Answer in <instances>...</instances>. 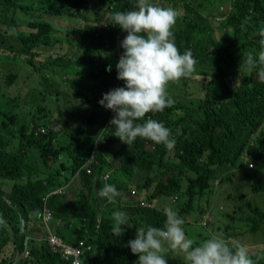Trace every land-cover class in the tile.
Wrapping results in <instances>:
<instances>
[{
	"label": "trees",
	"instance_id": "16d2710c",
	"mask_svg": "<svg viewBox=\"0 0 264 264\" xmlns=\"http://www.w3.org/2000/svg\"><path fill=\"white\" fill-rule=\"evenodd\" d=\"M221 1H230L225 12L220 9L225 3L215 8L213 1L208 0L162 1L163 7L182 10L174 27L175 44L181 54L191 50L197 61L193 74L181 78L176 89L168 93L175 101L173 106L160 113H149L145 118L158 120L169 128L175 147L168 150L163 144L137 138L129 148L114 136V126H108L107 144L101 145L97 153L100 164L95 165L93 175L81 183L83 193L76 191L80 185L75 184L66 198L50 197L48 207L56 219L64 222L59 227L76 222L74 230L79 238H88L87 242L95 249L82 258V264H136L139 257L132 253L128 242L135 239L139 227H163L166 220L159 206L137 207L133 211L136 226L128 225L119 236L114 235L112 217L102 216L101 219L99 210L103 200L98 191L105 184L101 176L103 166H112L129 180L135 177L140 182L137 195L141 198L152 189V193L146 195L152 202L168 199L173 205L171 200L175 196L177 201L185 195L187 201L177 209L182 218L193 210L196 196L214 192V180L224 167L240 169L253 176L252 192L264 193V174L249 167L250 164L255 168L264 166V82L259 79V68L240 72L243 56L252 53L258 57L261 50L262 37L258 32L264 28V0ZM102 3L110 12L109 29L96 27L95 21L89 20L90 0H0V84L3 82L4 89L0 91V194L13 203L9 205L0 199V221L1 218L6 220V225L0 227V264H30L33 260L37 264H70L53 254L46 242L38 245L32 241L28 259L18 254L24 251L23 227L30 216H40L43 198L53 189L64 186L69 181L64 172L74 173L92 153L109 117V110L99 101L105 93L125 87V82L117 79V64L124 51L120 44L124 38L118 43L121 29L112 25L111 15L134 10L135 0H103ZM43 14L70 18L80 27L69 29L65 40L57 39L54 26L41 18ZM17 15L32 19L21 22L16 19ZM217 33H220L219 38ZM61 42L79 50L74 58L57 55L36 60L42 56V47L53 48ZM236 56L240 58L236 60ZM17 64L27 67L25 76ZM109 66L111 72L107 71ZM81 67L87 69L81 72ZM48 97L56 98L57 106L61 98H68L66 103L70 105L73 98L80 99L82 105L78 100L65 110L68 114L83 115L82 120L77 126L67 124L64 132L59 125L56 126L58 131L48 127L49 123H54L53 113L56 112L44 104ZM28 98H34L33 102ZM28 105H36L37 112L30 110L22 115V108ZM58 112L62 114L59 107ZM39 127L50 130L36 135ZM62 136L65 144L60 139ZM150 143L156 144L153 151L146 149ZM110 150L115 152L111 163L104 155ZM65 153L69 154V161L59 168L58 161ZM115 180L118 179L112 177L108 184L116 186ZM8 184L13 185L6 192L4 188ZM247 207L259 219L254 224L264 222L263 205ZM201 213L205 210L201 209ZM98 219L103 236L93 230ZM86 225L92 231H87ZM247 231L258 232L253 227ZM230 235L237 236L227 234ZM208 238L207 235L203 239ZM7 239L13 240L14 254L4 255ZM254 242L264 243V239ZM263 254L264 251L259 250L249 257L254 264H264Z\"/></svg>",
	"mask_w": 264,
	"mask_h": 264
},
{
	"label": "clouds",
	"instance_id": "9594fccd",
	"mask_svg": "<svg viewBox=\"0 0 264 264\" xmlns=\"http://www.w3.org/2000/svg\"><path fill=\"white\" fill-rule=\"evenodd\" d=\"M181 14L182 10L161 7L151 0H135L134 10L111 15L112 25L127 33L120 44L124 51L117 64V79L125 82V87L105 93L99 104L115 113L110 121L114 136L129 148L137 138L163 144L168 150L175 147L169 128L158 120L145 118L149 113L172 107L175 101L167 92L168 86L190 77L196 70L192 51L181 54L175 44L174 27ZM258 35L262 37L258 57L252 53L243 56L240 72L259 68V79L264 82V28ZM107 71L111 72V66ZM239 83L238 80L236 87ZM98 196L111 204L124 198V193L105 183ZM163 211L166 216L163 227L139 228L135 239L128 242L132 253L139 257L136 264H167L164 253L169 250L182 254L187 264H254L246 245L227 241L222 233L213 234L197 245L187 237L185 221L178 212L171 207ZM112 219V232L119 236L129 217L123 211H114Z\"/></svg>",
	"mask_w": 264,
	"mask_h": 264
},
{
	"label": "rangeland",
	"instance_id": "374dc122",
	"mask_svg": "<svg viewBox=\"0 0 264 264\" xmlns=\"http://www.w3.org/2000/svg\"><path fill=\"white\" fill-rule=\"evenodd\" d=\"M91 1V10L88 11L90 12L88 16L90 17L89 20L95 21L94 25L96 27H104L106 29H109L108 26V18L110 15V12L107 10L106 7H102L101 5H105L102 3L103 0H90ZM153 1V0H151ZM163 0H155L153 1L154 4H159V6L163 7L162 4ZM213 1V7L218 8V5L220 3H225V1L221 0H208V2ZM168 4V3H166ZM230 6V1H227L224 5L220 6L221 11L225 12ZM178 7V6H177ZM180 9V8H179ZM86 14V17H87ZM41 18L44 21H49L52 23V25L55 28L54 32V37L57 39H62L65 40L67 35L70 34L69 29L74 28V27H80L79 24L74 22L72 19L67 18V17H49L47 15H41ZM16 19H18L21 22H27L30 19H32L31 16L27 15H17ZM0 26L2 24L0 23ZM23 29H27V27H23ZM127 36V33L121 29L119 32V37H118V43L122 40V38H125ZM216 36L219 38L220 33H217ZM79 51L78 49L72 47L69 43L67 42H61L58 44H55L53 48L49 47H42L41 52L42 56L39 59H36L37 61L45 60V57H57V55H63V56H68L74 58L76 55V52ZM240 57L236 56V60L239 59ZM11 62V61H9ZM13 63V62H12ZM18 65V64H17ZM19 66V71L21 72L22 76L26 75L27 72V67L23 65H18ZM17 69V67H16ZM21 69V70H20ZM87 69V67H81L80 71L84 72ZM179 82H173L170 83L168 86L167 92L170 93V90H175L176 87L179 85ZM24 85V83H23ZM57 87L59 84H55ZM90 87V84L88 85ZM3 82L0 84V91H3ZM24 90V89H23ZM195 98L199 95H193ZM31 102H33L34 98H28ZM68 98H61L58 106L56 105V98L54 97H48V101L44 102L45 105H48L49 110H55L56 112L53 113V121L54 123H49L48 127L53 128V130L58 131V127H61V132H64V129L67 124H72L74 126H77L78 123L82 120L83 115L80 114H68L66 112L67 107H72L75 105L78 100L79 103L80 99L78 98H73V104H68L66 101ZM82 105V104H81ZM36 106V105H35ZM34 107H31L30 105L22 108V115H27V111L30 112L32 110L34 113L37 112V109ZM58 107L61 110L62 114H59L58 112ZM32 112V113H33ZM32 115V114H31ZM115 113H113L111 110H109V117L107 118V124L105 127L102 129V133L97 137L94 145V149L92 153L90 154L87 162L77 169L74 173H67V171L64 172L65 176L69 179V181L64 184V186H59L55 189L52 190L51 193L46 195L43 198V209L41 210L40 216L39 217H34L30 216L29 221L26 223L25 227H23V232L26 234V239H25V245H24V251L23 253H19L18 255H21L23 258L28 259L30 257V250L28 249L30 243L32 241H36L37 244H42L43 242H46L50 251L53 254L59 255L64 261L69 262L70 264H75L76 261L79 262V264H82V258L87 254L92 252L94 247L89 244L88 238H79L78 233L74 230V227L76 226V222H69V226H62L63 225V220L62 219H56L54 216V213L52 210L48 207V201L50 197L52 196H58L59 198L61 197H67L69 191L71 188H74L75 184L80 185V189L82 193V185L81 183L87 180V177H91L94 173V166L99 165V160L97 159V153L101 145H106L105 141V133L107 132L106 129L108 126H113L111 125L110 121L114 117ZM63 121V122H62ZM62 122V123H61ZM61 123V124H60ZM48 132H49V128ZM47 129L44 127H39L37 132L35 133L36 135L38 134H46ZM65 136V135H63ZM61 137V141L65 144V139L64 137ZM75 147L76 144L74 143ZM156 147L155 143H150L146 146V149L149 151H153L154 148ZM118 148V147H117ZM69 154L65 153L64 156L62 157V160L58 161L57 166L59 168L62 167V164H67L69 161ZM107 161L109 163L113 162V158H115V152L114 151H107L104 153ZM248 161V159H247ZM110 167H105L103 166L102 168V180L105 183H108L112 177H116L118 180H115L117 183L116 188L118 191H124V198H117L115 203H108L106 199H102V203L99 205V210L101 219L102 216L104 217H112V213L114 211H123L125 213H128L131 215L129 217L128 225L133 227L136 226L135 224V219L133 218L134 210L138 208H143V209H153L156 206L159 208L164 209L165 207H171L173 210L177 211L178 214L180 213L177 209H179L182 205L185 204L187 201V197L180 196V199L177 200L176 202L173 203V205L170 203V200H159V205H158V200L156 201H150L147 197L152 193L151 191H147L148 194L147 197L146 195L144 197H139L138 191H137V186L140 182L136 181V178L133 177L129 180L127 176L123 175L122 172L115 171V168ZM120 165L117 164L116 168L119 169ZM250 168L252 169H258L260 173L264 174V166L261 165L258 168H255L254 166L249 165ZM143 177V176H141ZM253 176H248L243 170H235L230 167H224L220 169L218 176L215 178L214 183H213V190L206 192L203 196L199 197L196 196V200L193 203V210L190 211L188 214H183V219L185 221L183 228L185 230V233L188 238L193 239L196 243L198 241L202 242L206 239H203L205 236H211L216 233H220V231H225V225L229 226L228 232H224L223 238L227 241H233V242H239L243 243L244 245H247L248 247V252L249 254H256L257 251H264V243L257 244L254 241H258L259 239H264V222L258 224H254V222H258V218L253 214L252 210L247 207L251 206L254 208L255 205H260L264 206V193H258L255 194L252 192V186L254 185V180ZM141 181H144L142 179ZM159 182V181H156ZM142 183V182H141ZM13 184H10L9 186L5 187L4 189L6 192L11 189ZM75 189V188H74ZM73 189V190H74ZM128 189V190H127ZM129 189L131 191H129ZM137 191V193L135 192ZM77 196V195H75ZM4 200L6 204L13 205L12 201L6 197L4 194H0V199ZM120 199V201L118 200ZM243 208L242 211H238V208ZM209 209V214L206 212L204 214L201 213V209ZM48 211H50V214H48ZM237 211V214L234 212ZM209 215V216H207ZM3 217V216H2ZM240 218H244L245 221H241ZM252 218L253 220H250ZM3 218H1V225H6V220L2 221ZM209 221H219L220 224V230L217 228L214 230H211V225H208ZM101 220L98 219V223H96L93 227V230H96V234L100 233V236H103L104 234H101V225H100ZM138 222V221H137ZM248 224V225H247ZM89 225V224H88ZM88 225L85 226V229L87 231H92L88 228ZM127 225V226H128ZM208 225V226H207ZM125 226V227H127ZM58 227V228H57ZM255 228L258 230V232L251 233L248 232V229ZM9 228V227H8ZM143 228V227H139ZM22 232V233H23ZM235 234L237 236H227V234ZM62 235V236H61ZM190 235V236H189ZM66 238H64V237ZM7 238V237H5ZM8 240V239H7ZM13 240H8L5 248V253L11 255L12 253L14 254V247L13 245ZM71 249V253H69L67 250ZM80 250V253L76 254L75 251ZM96 253L99 252L98 249L95 251ZM166 260L167 264H187L184 256L180 253L173 252L171 250L166 251ZM264 255V254H263ZM33 257L31 256L30 261H32ZM38 262L36 260H33L32 263L30 264H37ZM16 264V263H14Z\"/></svg>",
	"mask_w": 264,
	"mask_h": 264
},
{
	"label": "crops",
	"instance_id": "0c3cea01",
	"mask_svg": "<svg viewBox=\"0 0 264 264\" xmlns=\"http://www.w3.org/2000/svg\"><path fill=\"white\" fill-rule=\"evenodd\" d=\"M146 176L144 175L143 176V179L145 178ZM140 180H142V178H140ZM10 184H8V185H6L5 187H7V186H9ZM6 189V188H5ZM74 197H76V196H74ZM172 201H173V203L174 202H176V196L172 199ZM158 205H159V201H158ZM205 210V212L207 213V212H209V209H207V208H205L204 209ZM210 215V214H209ZM209 215H207V216H209ZM208 225H211V230H214V229H218V230H220V224H219V221H214V222H212V221H209V223H208ZM207 225V226H208ZM227 227V225H225V228ZM228 230H230V229H227V230H225L226 232H228Z\"/></svg>",
	"mask_w": 264,
	"mask_h": 264
},
{
	"label": "built area",
	"instance_id": "2783aa9c",
	"mask_svg": "<svg viewBox=\"0 0 264 264\" xmlns=\"http://www.w3.org/2000/svg\"><path fill=\"white\" fill-rule=\"evenodd\" d=\"M251 163H252V162H251ZM251 165H252V164H251ZM252 166H253V165H252ZM48 214H50V211H48ZM67 251H68L69 253L72 252L71 249H68ZM75 253H76V254L80 253V250H76ZM75 264H79V262L76 261Z\"/></svg>",
	"mask_w": 264,
	"mask_h": 264
}]
</instances>
